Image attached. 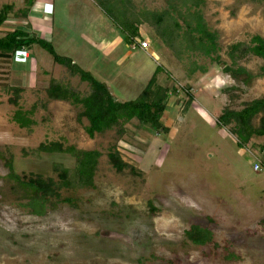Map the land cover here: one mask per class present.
Wrapping results in <instances>:
<instances>
[{"label": "rangeland", "instance_id": "rangeland-1", "mask_svg": "<svg viewBox=\"0 0 264 264\" xmlns=\"http://www.w3.org/2000/svg\"><path fill=\"white\" fill-rule=\"evenodd\" d=\"M55 1L56 11L50 8L57 18L53 33L61 35L57 44L43 39L67 56L62 45H70L63 38L75 39L78 50L77 34L92 35L90 18L97 14L107 20L97 25V45L87 43L73 61L121 103L135 99L155 74V84L167 90L160 119L164 130L134 118L90 137L84 130L87 119H77L81 108L50 99L46 92L52 79L85 95L86 82L38 45L16 51L10 61L0 58V264H264V137L246 142L234 122L219 119L224 107L240 109L263 96L264 77L244 84L242 76L232 79L221 70L222 63L203 56L197 62L206 71L188 75V60L183 64L171 48L178 43L175 34L183 35L184 14L149 16L145 11L161 10L169 0H108L107 11L102 0ZM200 11L218 33L220 61L229 62L225 50L231 43L253 33L264 37V0H204ZM117 21L128 29L139 25L149 39L146 52L132 48L142 39L139 35L132 40L123 36L110 53L101 51L100 38L120 31ZM9 23L0 27V36L11 31ZM25 51L35 61L16 59ZM261 63L256 57L240 62L252 73ZM6 85L22 89L16 105ZM188 94L193 95L190 102ZM16 108L32 109L34 124L20 127L12 118ZM49 141L101 155L92 187L62 188L58 200L52 197L53 204L35 214L20 204L25 200L8 179L6 162L23 179L38 174L58 181L52 165L74 167L76 160L69 152L33 154ZM112 149L128 167L118 171L110 164ZM67 196L73 205L63 200ZM192 224L208 227L210 242L198 245L187 239L184 231Z\"/></svg>", "mask_w": 264, "mask_h": 264}, {"label": "trees", "instance_id": "trees-1", "mask_svg": "<svg viewBox=\"0 0 264 264\" xmlns=\"http://www.w3.org/2000/svg\"><path fill=\"white\" fill-rule=\"evenodd\" d=\"M29 1L31 0H24L22 6L17 9L14 8L13 4H2L0 6V25L10 14L26 17L32 5V2ZM108 2V0H102V6L105 7L106 11L109 9V5H112ZM203 2L204 0H169L168 5L161 10H149L146 8L145 11L149 16H153L156 12H161L164 17H168L169 13L184 14L183 35L178 38V34H175L176 39L174 40H177L178 43L175 47L173 43L171 48L175 57L183 64H185L184 60H188V75L193 74L197 70L206 71V67L197 62V57L203 56L211 62L222 63L221 70L229 74L232 79L238 80L242 76L240 80L244 84H248L255 77H264V37L259 33H253L247 40L231 43L225 50L229 62L220 61L218 33L216 30L210 29L204 21L200 11V4ZM150 18L149 22L154 21L153 17ZM173 23H177V26L181 25L176 20ZM116 25L120 28L119 30L123 34L124 39L132 40L139 35V25L130 29L126 28V25L123 26L120 21H117ZM33 45L41 46L47 50L55 63L65 66L72 75H77L80 81L88 84L89 91L85 95H81L71 89L67 83L51 79L46 92L50 99L68 101L72 105L81 108L77 113V119L81 120L83 117L87 119L88 123L84 126V130L90 137L95 134H102L116 125H123L134 118L142 124H149L152 129L164 130L160 119L166 108L167 90L155 84V74L150 77L144 89L135 99L121 103L113 100L103 84L88 71L77 66L71 57L60 55L50 42L37 37L33 33L14 29L0 36V58L10 61L16 51L27 50ZM250 57H256L262 61L256 73H252L240 64L241 61ZM231 86L229 90L234 88L233 85ZM186 87L189 93L190 87ZM5 89L15 93L10 101L16 105L17 92L22 89L7 85ZM187 96L186 100L190 102L193 95L188 94ZM32 113V109L23 110L22 108H16L12 118L20 127L29 128L34 124V120L31 117ZM219 119L221 121L234 122L236 131L244 137L246 142L252 136L264 137V95L245 102L240 109L224 107ZM260 146L264 150V143ZM114 150H110L107 156L110 164L118 171H121L129 165ZM56 152H69L75 156L76 160L74 167H64L59 163L52 165L53 170L57 172L58 181L51 177L44 178L38 174L30 175L27 179H23L14 172L11 161L8 160L6 162L9 170L8 179L13 183L14 189L16 188L18 192L20 191L18 198L25 200V203L20 204L29 207L31 212L35 214L44 213L46 205L53 204V202H50L52 197L58 200L59 191L62 188L74 189L93 186L94 173L101 155L98 150H81L69 145L63 147L61 142L49 141L40 143L34 149L33 154L39 156L41 153ZM63 200L72 205L74 204V201L69 196L64 197ZM184 235L194 244L203 245L210 242L209 228L202 227L199 224L190 225L184 231Z\"/></svg>", "mask_w": 264, "mask_h": 264}, {"label": "crops", "instance_id": "crops-1", "mask_svg": "<svg viewBox=\"0 0 264 264\" xmlns=\"http://www.w3.org/2000/svg\"><path fill=\"white\" fill-rule=\"evenodd\" d=\"M0 1L3 4H6V3L13 4L14 8L17 9V8H20L22 6L24 0H0ZM2 3H1V5H2ZM56 7H57V3L55 0H34V3L31 5V8L29 9L26 17L15 16V15L10 14L11 16L9 15L7 17V19L0 25V27H4V24H6V23L8 24L10 22L9 24L11 26L7 30H14L17 27L16 29H21L24 31H30L31 30L32 33H34V31H35L36 33H39L38 35L40 38H42V39L45 38L48 41H50L51 43L54 42V40L56 39V42H54V43L57 44V38L59 40L61 34L54 36L53 30H54V24H55L57 18L54 15V12L52 13V11L50 10V8H52V10L54 11ZM47 8H49V9H47ZM46 11H50V12L46 13ZM95 15L98 16V18L91 17L90 19H92V22L88 26L90 31L92 32V35L87 36V35H83V34H77V36H76V40H79L78 42L81 44L80 48L78 49L80 51L83 49V46L86 45L87 43H88L89 47L92 46L93 44L97 45V38L99 36L98 31H97V25H99L101 22V24H103V26H104L105 22H107V20L100 18L99 15H97V14H95ZM9 19H10V21H9ZM11 20H14L15 23H17V24H15L16 27H14V28L12 27L13 23ZM63 31H60V33H63ZM138 33H139V38L148 39V37H145L143 35V31L140 28L138 30ZM69 39L70 38H63L61 40V41L65 42L66 45H70V46H66L67 48H64V46L62 45V47H63L62 49L65 51L63 53L67 54V56L71 57L72 59H75L74 55H75V53H77L79 51L77 50L76 46L73 47V45H72V43H75V39H72L73 42L72 41L69 42ZM100 40L103 43V47H102L101 51H103L107 54V53H110L111 51H114L115 49L119 48V45L122 44V42H123V35L120 33V31H118L115 34H109L107 36L105 35V36L101 37ZM135 47H139L141 49V47L139 46L138 43H136V45L132 48H135ZM142 49L145 50V52H146V48L145 49L142 48ZM87 51L89 52V50H87ZM149 53L150 52H148V54ZM89 54H91V53H89ZM17 55H19V56L16 59L22 63H26L28 61L29 56H30V59L32 61H35L34 60L35 58L32 57L31 52H28V51L21 52V53L19 52ZM76 57H77V55H76ZM32 61H30V62H32Z\"/></svg>", "mask_w": 264, "mask_h": 264}, {"label": "built area", "instance_id": "built-area-1", "mask_svg": "<svg viewBox=\"0 0 264 264\" xmlns=\"http://www.w3.org/2000/svg\"><path fill=\"white\" fill-rule=\"evenodd\" d=\"M138 44L141 48H148L149 46V40L148 39H139L138 40ZM136 45V43H133L132 47H134ZM259 166L257 164H255L254 169L258 170Z\"/></svg>", "mask_w": 264, "mask_h": 264}]
</instances>
